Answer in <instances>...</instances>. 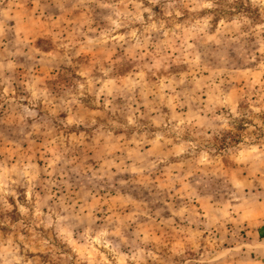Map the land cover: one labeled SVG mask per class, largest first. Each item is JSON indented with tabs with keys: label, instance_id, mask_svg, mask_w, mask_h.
Returning a JSON list of instances; mask_svg holds the SVG:
<instances>
[{
	"label": "rangeland",
	"instance_id": "rangeland-1",
	"mask_svg": "<svg viewBox=\"0 0 264 264\" xmlns=\"http://www.w3.org/2000/svg\"><path fill=\"white\" fill-rule=\"evenodd\" d=\"M261 224L264 0H0V264H264Z\"/></svg>",
	"mask_w": 264,
	"mask_h": 264
},
{
	"label": "crops",
	"instance_id": "crops-1",
	"mask_svg": "<svg viewBox=\"0 0 264 264\" xmlns=\"http://www.w3.org/2000/svg\"><path fill=\"white\" fill-rule=\"evenodd\" d=\"M263 225V226H262ZM258 236L264 239V224L260 225Z\"/></svg>",
	"mask_w": 264,
	"mask_h": 264
}]
</instances>
